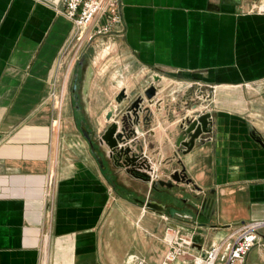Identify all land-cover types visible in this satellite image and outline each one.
<instances>
[{"label": "crops", "instance_id": "0c3cea01", "mask_svg": "<svg viewBox=\"0 0 264 264\" xmlns=\"http://www.w3.org/2000/svg\"><path fill=\"white\" fill-rule=\"evenodd\" d=\"M63 10L62 0H0V264H164L168 226L199 236L204 256L238 225L264 221V0H121L116 30L95 35L98 20L81 43ZM76 76L91 137L157 88L129 143L169 153L159 159L168 175L184 168L192 181L150 184L147 201L165 213L113 193L67 111ZM206 113L211 132L184 154L181 125ZM206 200L214 216L202 226ZM255 248L246 264H264Z\"/></svg>", "mask_w": 264, "mask_h": 264}, {"label": "built area", "instance_id": "2783aa9c", "mask_svg": "<svg viewBox=\"0 0 264 264\" xmlns=\"http://www.w3.org/2000/svg\"><path fill=\"white\" fill-rule=\"evenodd\" d=\"M50 2V0H39ZM63 14L73 24L75 41L81 43L86 32L98 20L103 24L96 27L95 35H111L121 23V0H62ZM93 36L89 37V41ZM152 180L157 179L154 172ZM264 221L248 222L238 225L235 230L220 244L209 248L204 256L194 255V234L182 227L168 226L164 230L163 241L168 246L164 264H172L180 259L192 258L193 264H246L249 253L259 245L264 246L261 232ZM130 264H148L144 259L132 257Z\"/></svg>", "mask_w": 264, "mask_h": 264}, {"label": "water", "instance_id": "95a60500", "mask_svg": "<svg viewBox=\"0 0 264 264\" xmlns=\"http://www.w3.org/2000/svg\"><path fill=\"white\" fill-rule=\"evenodd\" d=\"M78 82L79 77L76 76L73 86L75 101H78L79 99V95L77 93L79 90ZM157 92L158 90L155 85H151L148 89H146L144 95L137 97L127 107L126 112L121 120V126H119L117 122L112 123L99 138L98 142L99 145L106 146V148H108L107 156L109 158H112L114 160L119 159L123 161V166L126 168L127 173L146 183L151 184L153 189L158 187H165L169 190H173L179 184H192V181L188 178L185 169L182 168L181 171H175L167 181H153L151 173L154 171L151 165L145 161L141 162V160H143L141 156L135 154L132 150V147L128 145L131 140H135L137 138V133L134 129V126H138L140 124L141 114L144 113V111H147V109L144 108L145 99L148 101H152L157 95ZM126 98V90H122L118 94L116 102L121 104ZM113 110L114 108L112 107L108 114V118L112 117ZM211 124V114L209 113L200 115L199 117L188 118L183 122V124L181 125L182 133L178 138V145L185 148L183 151L184 154L191 152L199 141H203L205 135L211 132ZM80 129L82 131V135L90 144L92 153L95 155L101 168L105 170V161L102 158L100 151L96 149L94 141L92 140L89 130L87 129L84 121H81ZM259 143L264 145L262 142ZM196 190L201 192V189L196 188ZM196 198L200 199L201 196H198ZM145 206L158 212H166L165 207L156 201H147L145 203ZM194 208L195 207L192 206L191 209L193 210ZM201 208V210H203L204 212L202 213V215H205V220L201 222V225L204 226L208 223V220L214 216L213 203L206 200L203 202ZM199 214L200 213L198 212V215ZM202 242L203 240L199 236L194 237L195 246L197 243L201 244Z\"/></svg>", "mask_w": 264, "mask_h": 264}, {"label": "rangeland", "instance_id": "374dc122", "mask_svg": "<svg viewBox=\"0 0 264 264\" xmlns=\"http://www.w3.org/2000/svg\"><path fill=\"white\" fill-rule=\"evenodd\" d=\"M71 49H73V48L71 47ZM174 90H176V87L172 86L170 89H168V92L173 93ZM188 91H189L188 94L193 95L195 92V89L190 88ZM77 93L80 94V92H77ZM72 94H73V77L70 79L69 87H68L69 103L67 105V108H68L67 111L69 113L71 112V113L77 114L78 119L75 121V123L73 121L74 124H72V126L75 127L76 134L78 136L82 137L83 135H82V131L80 129L81 121H83V114L81 112L82 109L80 106L82 104L78 103L77 101H74L72 99ZM65 108H66V105L64 106V109ZM122 117L119 121L120 123H121ZM107 120L109 122H111L112 117L107 118ZM181 133H182V130H181ZM91 138L94 141L95 147H99L100 145H99L98 140L100 137L93 135ZM128 145H130L132 147V150L135 154L141 156V158L143 159V160H141V162L145 161L148 164H150L153 171H155V167L158 168L157 169L158 171H156V175H157L156 181H158V180L167 181L170 179L171 175H168L169 171L166 170V168L164 167L165 164L162 165V163L159 161V159L160 160L166 159V157L169 156V153H165L164 155L166 157L164 158V157L159 155V152L141 151L139 146H135V145L133 146V144H131V143H129ZM104 147H106V146H101V148H98V150L100 151V154L105 161V165L108 168L107 169L108 178L110 180V185L112 187L110 185L109 186L111 187L113 193H115L114 191L116 190L119 195L128 196L131 200H139L140 203L142 204L141 205L142 208H145L146 207L145 203L147 200H149L147 193L150 189V184L146 183L142 180H135L136 178L134 176L127 173L126 168L123 166V161L119 160V159L114 160L112 158H109L107 156L108 148L105 149ZM92 155L95 158V155L94 154H92ZM123 169H125V171ZM193 192H194V190H193ZM113 196H116V195H113ZM150 201H152V200L150 199ZM261 234H262V232H261ZM257 251H258L257 248L252 249L251 254L253 255V257L256 256Z\"/></svg>", "mask_w": 264, "mask_h": 264}, {"label": "flooded vegetation", "instance_id": "af4514ba", "mask_svg": "<svg viewBox=\"0 0 264 264\" xmlns=\"http://www.w3.org/2000/svg\"><path fill=\"white\" fill-rule=\"evenodd\" d=\"M107 169H108V168L106 167V169H105L106 174H108ZM159 189H160L159 187H158V188H154V189H153V192H154V193H157V192H159ZM153 192H152V193H153ZM154 193H153V194H154ZM155 195H156V194H155Z\"/></svg>", "mask_w": 264, "mask_h": 264}]
</instances>
